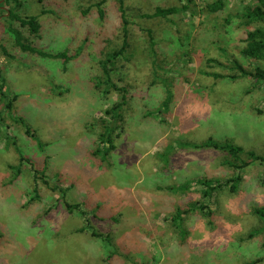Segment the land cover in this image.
Instances as JSON below:
<instances>
[{"label":"rangeland","instance_id":"1","mask_svg":"<svg viewBox=\"0 0 264 264\" xmlns=\"http://www.w3.org/2000/svg\"><path fill=\"white\" fill-rule=\"evenodd\" d=\"M100 1L20 0V15L38 16L41 24L39 39L31 41L46 52L68 51L67 64L15 48L4 30L11 6L0 2V44L13 56L0 48V71L6 93L17 97L14 115L30 129L27 135L1 117L0 104V264H264V233L252 212L264 206V169L257 165L243 172L237 193L214 195L212 222L198 211L173 219L177 209L203 204L197 181L233 174L222 165L226 154L179 143L213 138L264 154V85L204 74L231 76L234 60L247 70L258 64L239 55L243 31L232 18L255 0H226L216 14L205 7L215 0H192L170 21L140 16L183 0H124L130 50L121 85L131 103L107 162L94 156L97 122L120 95H102L93 78L102 53L122 43V20L118 0L105 1L101 19L93 7ZM16 148L33 167L20 161ZM12 167L20 169L13 182ZM184 184L187 191H176ZM65 201L79 204L86 217L68 212ZM87 223L109 237V248L78 232Z\"/></svg>","mask_w":264,"mask_h":264},{"label":"trees","instance_id":"2","mask_svg":"<svg viewBox=\"0 0 264 264\" xmlns=\"http://www.w3.org/2000/svg\"><path fill=\"white\" fill-rule=\"evenodd\" d=\"M105 1L107 0H101L100 2L93 5V7L97 9L101 19L104 18L105 14L101 8ZM183 2L184 4H182L180 7H155L153 12L143 14L140 17L147 20H152L155 18L169 20L171 16L186 13L189 10V5L192 3V0H183ZM4 4L11 6L5 11L6 17L4 20L7 26L4 28V30L6 34L12 39L15 48L19 49L20 52L29 54L31 56H37L42 59L61 60L64 64H67V62H70V60L73 59L68 55V51L50 53L37 48L36 45L31 41V37L35 36L38 39L40 37L38 35L42 28L38 20L39 17H22L19 13L22 7L20 0H4ZM118 5L119 12L121 13L120 18L122 20V43L119 47L108 49L102 53V58L98 61L100 74L93 78L95 89L98 90L102 95L107 96L112 92H116L120 95L119 102L113 104L109 109H107L104 112V117L100 118L97 122L100 132L98 133L97 146L94 151V156L99 157L102 162H107L111 153L116 149L115 141L118 137L117 131L121 129L125 123V108L131 103L128 86L121 85L124 82L122 77L123 73L121 63L126 60L128 50H130L129 32L127 29L130 24L126 17L127 9L125 10L124 8V0H118ZM2 7L3 4L0 3V13H4V11L2 12ZM205 7L208 13L216 14L222 12L226 8V0H215L211 3H207ZM232 18L238 21V25L243 31V38H241L242 45L238 48L239 55L249 62H256L258 64L254 65L252 69L247 70L238 61H231L229 70L233 73H239V76H237V73L230 74L231 76L216 73L211 74L209 72H205L204 74L206 76H212L215 79L237 80L239 78H250L255 84L264 85V67L259 65V63H264V0H255L252 4L241 6L239 11L235 15H232ZM225 22L228 25L231 23L230 19L225 20ZM146 34L149 40V48L152 51L153 56H157V42L155 41V36L149 29L146 30ZM0 48L3 55L10 58L13 57L3 45L0 44ZM207 64H216L220 66V63L214 59H208ZM0 83V104L2 105L1 117H7L14 123H19L24 127L25 133L29 135L30 129L24 120L22 118H17L14 115L13 104L17 100V97L9 96L6 93V78L3 76L1 71ZM170 96L171 94L169 90H167L165 100L162 103V106L165 109L167 108L168 102L170 101ZM179 146L201 150L211 149L226 154L227 159L222 163V165L230 168L233 174L226 179L197 181V183L202 187L201 197L203 204L198 203L191 205L192 207L190 210L182 211L181 209H177L175 217H173L176 222L181 221L182 215L196 211L202 215V218L205 217L209 219L210 222H212L211 217L213 211L210 209V204L214 195L224 189H228L230 193H237L240 189V186L244 182L243 172L247 168L257 165L264 169V154L259 155L253 151L246 152L242 147L237 146L232 141L222 142L216 141L213 138H208L206 141L199 144L179 143ZM16 152L18 153L21 162H25L29 166L33 167L32 161L25 158L18 148H16ZM11 169L16 171L14 176L15 179L12 180L13 182L20 175V169L17 167H12ZM188 185L189 184H184L180 188H176V191L185 192L189 188ZM171 190H174V188H171ZM35 192L36 191H34V193ZM59 192L64 194L65 191L60 189ZM35 198H38V196L35 195ZM64 205L68 212H76L80 217H86L84 211L80 209L79 204H70L65 201ZM252 212L259 218L261 222L258 233H264V206H254ZM85 231L90 232L92 237L98 239L105 249L111 246L109 237L98 233L89 223L78 230V232Z\"/></svg>","mask_w":264,"mask_h":264}]
</instances>
